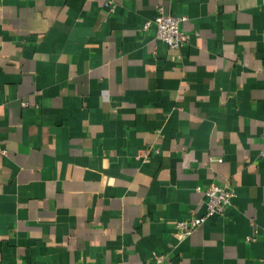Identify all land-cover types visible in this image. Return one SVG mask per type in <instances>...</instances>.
I'll return each instance as SVG.
<instances>
[{
  "label": "crops",
  "instance_id": "crops-1",
  "mask_svg": "<svg viewBox=\"0 0 264 264\" xmlns=\"http://www.w3.org/2000/svg\"><path fill=\"white\" fill-rule=\"evenodd\" d=\"M105 1L0 0V264H264V0Z\"/></svg>",
  "mask_w": 264,
  "mask_h": 264
},
{
  "label": "built area",
  "instance_id": "built-area-1",
  "mask_svg": "<svg viewBox=\"0 0 264 264\" xmlns=\"http://www.w3.org/2000/svg\"><path fill=\"white\" fill-rule=\"evenodd\" d=\"M104 5L111 10L114 7L112 0H106ZM185 20L182 16H173L164 13L162 8L157 9V14L151 20L143 23L142 28L147 29L150 25L155 27L156 38L164 42L168 48L178 50L180 46L189 38V34L180 28V23ZM143 155V156H142ZM145 157L144 153L137 156ZM204 195L205 211L201 215L190 214L174 222V228L177 233L184 236L189 235L195 228L199 227L204 220L213 215H222L231 199L234 196V191L227 184H218L211 182L202 191ZM163 255H156L154 262L158 263L162 260Z\"/></svg>",
  "mask_w": 264,
  "mask_h": 264
}]
</instances>
